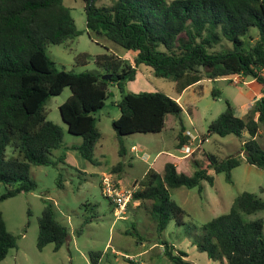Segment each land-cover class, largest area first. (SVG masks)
I'll return each mask as SVG.
<instances>
[{"label": "trees", "instance_id": "1", "mask_svg": "<svg viewBox=\"0 0 264 264\" xmlns=\"http://www.w3.org/2000/svg\"><path fill=\"white\" fill-rule=\"evenodd\" d=\"M83 1L89 37L104 38L134 52L132 62L104 53L96 56L95 71L59 70L47 54L48 46L64 45L84 33L65 0H0V185L5 187L0 205L36 190L37 183L30 177L33 165L64 162L65 155L54 158V152L63 148L64 135L48 120L46 104L67 87L72 96L60 106L61 116L69 133L83 138L82 144L70 149L92 163L101 139L96 114L112 96V86L122 95L121 115L113 121L121 157L126 154L123 137L162 133L169 115L180 117L181 105L162 91L126 93V83L136 79L141 66L150 68L156 77L174 81L179 94L204 79H255L262 96L252 109L241 118L227 101L225 112L209 125L208 136L242 137L247 132L246 162L264 171V149L257 141L264 125V0H116L108 7L97 6L98 0ZM89 59L85 53L76 56L79 65L88 64ZM109 75L110 79H104ZM212 95L220 97L221 91L213 88ZM180 123L178 150L190 139L181 119ZM8 148L13 150L12 157L7 155ZM192 159L196 166L192 175L167 163L163 175L150 169L134 185L138 189L133 201L151 202L150 214L160 236L171 221L185 225L187 213L172 200L171 189L198 188L202 194L204 182L214 184L212 170L224 173L233 183L232 171L242 163L239 156L220 160L205 152L201 161L195 154ZM122 167L119 163L114 171ZM261 211L263 199L249 192L240 194L228 213L202 227L198 250L220 264H264V220L246 219ZM38 222L39 251L50 244L59 251L68 242V229L57 220L52 204ZM162 244L172 263L194 264L186 252ZM17 246L18 238L8 230L0 209V263ZM103 256L101 251L91 252L92 264H101Z\"/></svg>", "mask_w": 264, "mask_h": 264}, {"label": "rangeland", "instance_id": "2", "mask_svg": "<svg viewBox=\"0 0 264 264\" xmlns=\"http://www.w3.org/2000/svg\"><path fill=\"white\" fill-rule=\"evenodd\" d=\"M116 0H98L97 6H111ZM71 9L76 26L84 33L74 41L64 45H50L47 54L59 70L84 73L98 69L95 62L97 55L113 53L124 61H133L134 52H129L104 38L96 41L89 37L86 30L85 2L83 0H65ZM88 54L89 62L79 65L76 56ZM233 80L220 81L217 84L205 82L202 89L191 88L180 97L183 112L180 117L169 115L166 127L159 134H133L123 137L126 148L125 156L119 154L118 136L113 128V121L121 115L118 102L122 95L116 86L110 88L112 96L105 107L97 112V127L101 139L94 152L95 163L83 158L77 151L70 149L83 143L81 136L69 133L68 125L63 121L60 106L71 96L69 87L62 94L50 98L46 104L48 120L58 125L64 135L63 148L54 152V158L65 155L64 162L56 166H32L30 177L37 183L35 191L20 194L5 200L0 209L8 230L18 238V246L10 250L7 258L0 264H92L90 253H104L101 264H117L113 250H121L125 255L120 257L143 264H174L165 255L167 242L170 247L184 251L195 264H220L212 261L206 254L198 251L196 241L203 235L202 227L230 211L235 199L244 192L258 195L264 200V171L246 162L244 151L245 134L242 137L229 135L221 137L216 134L208 136L209 125L227 108V101L239 110L254 96L251 86H243ZM221 91L220 97H213L212 90ZM126 93L162 91L172 98H178L176 83L156 77L153 71L141 66L136 79L127 82ZM192 107V112L189 108ZM180 119L187 131L196 137L208 139L195 152V159L201 161L204 152L214 154L220 160L231 156L241 157V165L232 171L233 183L226 180L224 173L210 174L214 176V184L204 182V192L198 188L180 187L170 190L171 198L187 213L185 225L177 226L171 221L160 236L156 224L151 217V202L127 206L126 213L118 216L114 212L115 204L102 190V181L106 176L116 177L120 187L133 190L135 181L144 178L150 169L164 174L166 163L175 162L179 155L177 149L181 131ZM257 141L264 149V125ZM132 148L133 151H132ZM7 155L13 156V150L7 149ZM191 159V160H190ZM179 171L192 175L196 166L190 157ZM119 163L122 170L115 172ZM5 187L0 185V194ZM141 203V202H140ZM54 206L57 220L65 225L69 232L68 242L59 250L48 245L43 251L37 248L39 235V218L46 206ZM133 206V207H132ZM248 220L263 219L264 211L246 216ZM88 221L85 225L84 222ZM196 247V249H195ZM150 251L140 257L137 254ZM127 262V261H126ZM130 263V262H127Z\"/></svg>", "mask_w": 264, "mask_h": 264}, {"label": "built area", "instance_id": "3", "mask_svg": "<svg viewBox=\"0 0 264 264\" xmlns=\"http://www.w3.org/2000/svg\"><path fill=\"white\" fill-rule=\"evenodd\" d=\"M240 79L241 77L237 76L233 79V81L235 83H239ZM187 135L190 138L188 144L184 145L179 150V153L184 158L193 157L195 152L201 148V145L208 141L205 137L202 141L201 138L196 137L193 133H187ZM137 189L138 187H134L133 190H124L120 187V181L113 176H106L102 181L103 193L115 204L114 212L118 216H123L126 213L127 206L133 200L134 192Z\"/></svg>", "mask_w": 264, "mask_h": 264}, {"label": "crops", "instance_id": "4", "mask_svg": "<svg viewBox=\"0 0 264 264\" xmlns=\"http://www.w3.org/2000/svg\"><path fill=\"white\" fill-rule=\"evenodd\" d=\"M263 75H264V73H263ZM228 80H232V78L230 79V78H221V79H218L216 82H213L212 80H209V79H204V80H202L201 82H199V83H197V84H195V85H193V86H191V87H189V88H187L182 94H179V97L178 98H173V99H175L179 104H180V97L181 96H183V94L187 91V90H189V89H191V88H197V90L198 89H202L203 87H204V83L205 82H209V83H213V84H217L218 82H220V81H228ZM239 83H242L241 85H243V86H251L252 88H253V90H254V96L251 98V100H248V102L247 103H245L244 104V106L243 107H240L239 108V110H237V109H235L234 108V110H235V114H236V116H238V117H241V118H244L246 115H247V113L252 109V107L254 106V104H255V102L257 101V100H259L260 98H261V89H260V86L256 83V80L255 79H253V78H251V77H241V79H240V82ZM171 97V96H170ZM182 107V106H181ZM182 109H183V107H182ZM167 119H168V117H167ZM167 121V120H166ZM180 133V132H179ZM186 133H192V132H189V131H186ZM260 133H261V129H260ZM243 134H245V139H248L249 138V135H248V133L247 132H244ZM179 135V134H178ZM178 135L176 136V138H178ZM260 135V134H259ZM133 149L134 148H132V151H133ZM179 151V150H178ZM188 159H190V158H184V157H182V155L179 153V155L177 156H175V162H172L173 164H175L177 167H178V170H179V166L180 165H182L185 161H187ZM191 160V159H190ZM167 164V163H166ZM165 164V165H166ZM165 168V167H164ZM137 181H135V183H136ZM135 183L133 184V187H134V185H135ZM140 201H134V204H133V206H140ZM132 206V207H133ZM195 249H196V247H195ZM199 251V250H198ZM200 252V251H199ZM112 253L117 257L116 258V261H117V264H143V263H141V262H134V263H127L126 261H122L121 259H120V257H122V256H124L125 254L123 253V252H121V250H118V251H116V250H113L112 251ZM150 253V251H145V252H142L141 254H137V255H139L140 257H143V256H145V255H147V254H149ZM164 253H165V251H164ZM201 254H202V256H203V254H205V253H202V252H200ZM208 257V256H207ZM188 259H189V257H188ZM190 260V259H189ZM210 260V259H209ZM191 261V260H190ZM171 262V261H170ZM191 262H193V261H191ZM210 261H208V263L207 264H211V263H209ZM194 264H195V262H193Z\"/></svg>", "mask_w": 264, "mask_h": 264}, {"label": "water", "instance_id": "5", "mask_svg": "<svg viewBox=\"0 0 264 264\" xmlns=\"http://www.w3.org/2000/svg\"><path fill=\"white\" fill-rule=\"evenodd\" d=\"M111 78V76L109 75V76H105L104 77V79H110Z\"/></svg>", "mask_w": 264, "mask_h": 264}]
</instances>
